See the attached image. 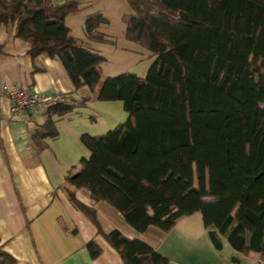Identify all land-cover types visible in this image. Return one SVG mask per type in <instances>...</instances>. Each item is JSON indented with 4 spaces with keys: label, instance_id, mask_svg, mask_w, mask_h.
<instances>
[{
    "label": "trees",
    "instance_id": "16d2710c",
    "mask_svg": "<svg viewBox=\"0 0 264 264\" xmlns=\"http://www.w3.org/2000/svg\"><path fill=\"white\" fill-rule=\"evenodd\" d=\"M126 36L156 53L146 74L105 75L106 56L71 33L66 15L81 0H0V21L30 42V53L59 58L75 86L121 99L129 118L106 133H84L91 150L66 180L117 207L143 232L172 228L200 211L231 244L264 259V0H130ZM88 16L92 31L105 20ZM74 107L59 103L49 113ZM124 264L167 258L119 230L104 233ZM215 242L219 241L214 237ZM92 256L101 252L88 243ZM15 258L0 248V264Z\"/></svg>",
    "mask_w": 264,
    "mask_h": 264
},
{
    "label": "crops",
    "instance_id": "0c3cea01",
    "mask_svg": "<svg viewBox=\"0 0 264 264\" xmlns=\"http://www.w3.org/2000/svg\"><path fill=\"white\" fill-rule=\"evenodd\" d=\"M115 9L125 33L130 0H81L65 21L73 35L103 53L86 39L114 36L108 27ZM97 12L106 18L88 31L86 18ZM101 65L106 74L105 60ZM0 80L64 92L66 103L74 105L63 114L39 113L25 121L12 113L10 94H0V248L15 258L13 264H124L122 253L104 235L113 230L144 241L167 258L166 264L257 263L258 251L233 246L217 227L205 225L200 211L180 216L168 230L151 224L141 232L110 202L94 200L86 186L75 189V198L87 208L80 207L71 198L66 175L91 155L81 135L106 133L125 122L129 112L121 99H100L98 88H77L59 58L47 52L33 57L30 42L1 21ZM91 240L101 247L97 256L90 252Z\"/></svg>",
    "mask_w": 264,
    "mask_h": 264
},
{
    "label": "rangeland",
    "instance_id": "374dc122",
    "mask_svg": "<svg viewBox=\"0 0 264 264\" xmlns=\"http://www.w3.org/2000/svg\"><path fill=\"white\" fill-rule=\"evenodd\" d=\"M112 14L113 16L111 19H113V23L108 29L115 33L113 37L109 36L106 40L92 37L86 39L91 47L101 49L107 56L105 59V75H113L114 73L117 74L125 70L138 72L141 75L146 74L149 66L156 59V53L150 51L141 42L127 38L124 33V22L119 21V17H116V9L113 10ZM79 16L80 15H78V18ZM86 20L88 21V18H86ZM98 42L101 44L96 47L95 45ZM123 46L132 49V51H122L121 49ZM262 74L264 76L263 68L260 72H257V79L260 78Z\"/></svg>",
    "mask_w": 264,
    "mask_h": 264
},
{
    "label": "built area",
    "instance_id": "2783aa9c",
    "mask_svg": "<svg viewBox=\"0 0 264 264\" xmlns=\"http://www.w3.org/2000/svg\"><path fill=\"white\" fill-rule=\"evenodd\" d=\"M3 93L10 94L12 113L25 121H29L35 114L46 113L52 106L66 103L67 100V94L64 92H46L18 83H3L0 80V94ZM256 264H264V259L259 257Z\"/></svg>",
    "mask_w": 264,
    "mask_h": 264
}]
</instances>
